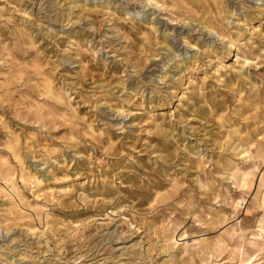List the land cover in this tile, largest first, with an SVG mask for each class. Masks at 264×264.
I'll return each instance as SVG.
<instances>
[{"label":"rangeland","instance_id":"1","mask_svg":"<svg viewBox=\"0 0 264 264\" xmlns=\"http://www.w3.org/2000/svg\"><path fill=\"white\" fill-rule=\"evenodd\" d=\"M264 0H0V264H264Z\"/></svg>","mask_w":264,"mask_h":264},{"label":"bare ground","instance_id":"2","mask_svg":"<svg viewBox=\"0 0 264 264\" xmlns=\"http://www.w3.org/2000/svg\"><path fill=\"white\" fill-rule=\"evenodd\" d=\"M262 200H263V202H264V193H263V197H262ZM263 231H264V229H262Z\"/></svg>","mask_w":264,"mask_h":264}]
</instances>
